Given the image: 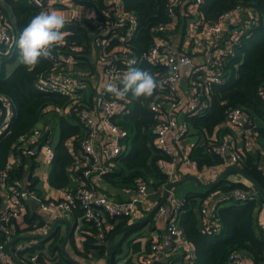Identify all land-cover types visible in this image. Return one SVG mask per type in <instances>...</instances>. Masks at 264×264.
<instances>
[{
	"label": "trees",
	"instance_id": "16d2710c",
	"mask_svg": "<svg viewBox=\"0 0 264 264\" xmlns=\"http://www.w3.org/2000/svg\"><path fill=\"white\" fill-rule=\"evenodd\" d=\"M74 1L101 6L103 4V0ZM169 2L170 0H124V7L137 15V26L128 37L125 30L127 26L121 27V35L113 39L108 46V49L117 53H125L127 48H131L137 56L134 67L149 71L159 84L151 97L136 98L133 92L129 91L121 98L123 105L114 118L129 132L128 147L111 159L110 169L103 174L105 182L112 186L136 187L140 180H146L152 188L158 190L171 183L168 173L161 166L165 161L171 160L173 155L162 150L157 144L154 127L159 118L150 105L160 96L167 99L179 97L162 81L170 74V66L164 62L150 61L144 56L150 52L158 38L170 42V35L179 27H186L187 17L183 19L181 5L176 8L177 18L173 19L168 13ZM243 6L257 11L258 19L242 32L231 50L224 54V81L212 83L208 93L199 86L198 92L203 100H207V104L198 112L182 115L189 124L184 136L196 137L188 158L196 162L199 169L224 164V159L215 153L213 145L222 140L225 129L220 126L224 123L229 108L242 107L249 112L257 123L255 130L264 135V0H203L199 3V11L202 23L207 24L219 20L226 11ZM0 10L4 24L6 23L15 35L11 44L0 41V92L9 98L13 108V114L4 129L3 117L0 116V175L6 172V185L25 184L39 197L42 196L41 178L35 172L39 161L33 149L37 145L35 144L32 152L28 154L19 149L21 138L42 122L43 135L38 143L52 139L54 148L53 158L49 162V185L74 193L84 186L101 189L91 177L83 175L84 157L80 153L82 139L87 132L85 125L76 117L64 116L56 109L57 105L66 102L67 96L37 87L40 77L53 72L54 62L50 58H41L37 65L29 67L19 60L20 34L39 13L38 7L30 0H0ZM161 23L167 24V31L156 33L154 28ZM64 28L67 31L66 38L79 46L75 52L78 59V72L75 74L80 75L79 78L86 83L84 96L87 99V95L92 96L97 90L96 83L90 76H99L101 73V69L93 63L96 58L93 25H82L77 21L65 24ZM122 37H126L123 42ZM8 47L10 48L7 49ZM164 50L166 49H161V52L164 53ZM15 61L18 63L11 70L10 66ZM116 62L125 65L124 58L117 59ZM258 119L262 120V124ZM57 130L59 138L53 141ZM11 157L15 158L13 162ZM240 166L264 187V171L250 152L241 153ZM251 184L255 186L252 182ZM250 187L242 181L231 180L226 175L203 192L188 191L185 194L179 217L183 233L194 248L192 264H229V256L233 252L245 253L255 264H264V235L256 226L257 206L264 201L262 195L260 198L231 199L217 203L214 209L220 223L219 229L212 227L206 231L198 225V213L201 207L206 205L207 195ZM2 189L0 185V210L4 205ZM196 207L199 208L198 212ZM35 214L29 211L25 215L26 220L32 221L37 217ZM69 214L75 221L69 235L67 231L62 232L61 227H57L48 235H42L25 250L17 251L16 243L23 239L20 237L12 246L18 262L24 260L28 264H98L97 260L102 259L104 264H107L111 232L135 221L128 215L109 216L107 222L110 226L103 225V237L99 239L100 227L90 219H80L83 209L78 198L75 199L73 210ZM153 216L114 236L112 264H120L122 259V264H136L132 255L135 252H138L140 261L144 251H129L128 248L139 247L141 241L136 239L146 237L145 251L150 249L151 239L144 232L153 229ZM44 224L45 218L40 216L38 225ZM76 230L84 236L81 246L76 243ZM17 231L20 230L17 228ZM11 235L13 237V233ZM8 236L9 234L0 228V243L6 242ZM67 236L66 250L72 258L67 256L62 248ZM125 244L129 245L126 251ZM175 255H168L167 264H189L185 261V251L181 252V256Z\"/></svg>",
	"mask_w": 264,
	"mask_h": 264
},
{
	"label": "built area",
	"instance_id": "2783aa9c",
	"mask_svg": "<svg viewBox=\"0 0 264 264\" xmlns=\"http://www.w3.org/2000/svg\"><path fill=\"white\" fill-rule=\"evenodd\" d=\"M35 6L41 10L55 11L59 15L63 13V8L58 7L60 3L66 0H30ZM73 2H76L72 0ZM184 0H170L168 13L173 18H177V6L181 5ZM199 6L203 0H194ZM80 5H85L82 2H76ZM111 11L110 15L105 18L98 17L93 22L92 34L93 44L96 47V58L93 63L101 69L98 76H90L94 79L97 90L92 95L84 96L86 83L79 78L76 63L78 59L75 52L79 46L70 42L66 36L62 45L52 49L51 60L54 62V70L51 74L45 77H40L37 81V87L44 90H52L63 93L67 96L65 103L57 105V111L67 117H76L82 122L86 129V135L82 139V151L80 155L83 158V175L91 177L101 189L84 186L77 193L68 189H59L57 194L52 197L42 200L35 192H32L25 184H10L6 185V172L0 175V185L3 188L6 205L0 210V228L9 234L6 242L0 243V264H6L10 254L6 249V243L11 240V232L13 222L23 219L25 211V203L34 198L40 202L42 209L51 215H59L61 213H70L73 210L75 199L80 200V205L83 209V214L80 219H90L100 227L99 239L103 237V225L107 226V217L128 215L131 219L138 216L139 205H145L149 197L154 192L146 180H140L136 187H125L124 198H117L109 195L102 189L103 174L110 169L111 159L123 153L128 147L129 132L124 127L120 126L114 115L120 112L123 105L121 98L115 97L106 90L108 83L116 84L119 90L123 89V84L120 83V78L127 71L128 67H134L137 62V56L131 48H127V52L117 53L113 49H108L110 42L121 35L120 29L126 27L127 37L136 28L138 23L137 15L127 10L124 7V0H110ZM239 8L226 11L222 17L214 22L204 24L200 29V34L195 37V47L197 51L203 52L204 61L196 62L191 54V51L182 50L175 51L172 46V41L166 42L158 38L151 48L149 53L144 54L150 61L164 62L169 65L171 72L162 79L163 83L170 87L171 92L175 93L179 98L167 99L162 96L151 102V109L157 114L159 121L154 127L157 134V144L165 152L173 155L169 161L162 164V169L168 173L169 181L174 178L175 169L179 163L175 150L171 147L168 137L171 134L175 142H180L184 138V134L189 129V124L183 119H179L180 114L188 112H198L206 104L207 100H203L198 89L199 86L206 93L209 92L212 83H220L225 79L223 69V56L228 53L238 37H224L225 26L229 18ZM69 14L68 22H77L79 19L80 10L71 8L70 4L67 7ZM84 12H82L83 14ZM103 14V12H102ZM67 24V23H66ZM173 28V26H170ZM155 32H166L167 24L161 23L154 28ZM66 35V30H61ZM243 32V31H242ZM224 39V46L221 52H213L209 50L216 39ZM122 41L126 37H122ZM15 40V35L3 21V14L0 10V41L11 44ZM12 46V45H11ZM8 47L7 49H9ZM161 49L165 52H161ZM124 58L125 65H119L116 60ZM134 61V63H132ZM185 69L186 73L182 70ZM186 74V75H185ZM183 76L188 77V83L192 89L190 99L184 98L179 90V82ZM202 90V89H201ZM13 114L12 103L9 98L0 92V116L3 117L2 128L7 126ZM225 122L232 126H237L244 131V140L242 149L230 141V139H222L213 145V150L221 158L224 159V165L240 166L241 153L250 150L255 145L257 131L255 126L257 123L249 112H246L242 107H231L227 110ZM42 125L39 123L29 133L21 138L19 149L26 154L32 152V147L37 145L33 150L43 152L44 160L50 162L53 158L54 148L52 139H47L39 144V138L42 134ZM249 126V127H248ZM15 160L11 157V162ZM196 164V162L189 160ZM256 186L249 189L237 188L229 192H222V200H245L260 198L261 193ZM166 191L167 186L162 187ZM183 198H177L175 195L168 196L166 201L162 203L156 210L159 217H167L166 233L162 237L153 238L150 244V249L143 252L140 256V264H154L162 255H174L179 253V247L184 245L188 249L186 251L185 261L189 264L193 263L194 251H191V242H189L180 224V212ZM264 205V201L261 202ZM201 219L203 220L202 229L209 231L212 227L219 229L218 216L214 208H210L208 204L200 209ZM79 219V220H80ZM106 223V224H105ZM84 238L83 235H81ZM33 244V241H23L16 245V250H25ZM264 255V249H263ZM34 259V258H33ZM247 255L241 252H233L229 256V264H246Z\"/></svg>",
	"mask_w": 264,
	"mask_h": 264
},
{
	"label": "crops",
	"instance_id": "0c3cea01",
	"mask_svg": "<svg viewBox=\"0 0 264 264\" xmlns=\"http://www.w3.org/2000/svg\"><path fill=\"white\" fill-rule=\"evenodd\" d=\"M109 2L110 0H103V4L101 6L99 4L80 5L76 2H73L72 0H66L57 6L63 8V13H61L60 15H62L65 18L66 23H69L68 21H69L70 13H68L67 7H68V4H70L72 9L77 8L80 10V13L78 16L79 17L78 22H80L82 25H89V24L93 25V22L96 18L98 17L105 18L106 15L108 16L110 15L108 11L110 12L112 11H111V5ZM82 12L84 13L82 14ZM101 12H103V14H101ZM105 12H107L106 15H105ZM180 12H181L183 19L185 18V16L187 17L186 23H185L186 30L184 28L179 27L174 34L170 35L172 46L174 50L177 52L185 50V49L188 51H191V54L194 60L198 63L202 62L204 61L205 55L203 54V52L197 51L195 44H194L195 37L200 34V29L204 25L202 23V19L200 16L199 6L195 3L194 0H184L183 3L181 4ZM257 19H258L257 11H255L254 9L250 7H245V6L239 7V9L234 13V15H232L227 21L226 26H225V31H224V34H225L224 37H230V36L238 37V35L240 36L242 34V31L249 28L253 24V22L256 21ZM223 46H224V39L223 38L216 39V41L212 45H210L209 50H212L215 53L221 52L223 50ZM182 71L186 73L185 69H183ZM179 90L183 94L184 98L190 99L191 93L193 92L188 83L187 76H183L181 78L179 82ZM258 122L262 124V120L258 119ZM220 128L225 129V132L222 134V139L228 138L230 139V141H232L237 146V148L242 149L243 140H244L243 129L237 126L229 125L225 121L220 126ZM195 138L196 137L193 135H187L186 137L184 136V138L180 142H175L172 135L171 134L169 135L168 141L171 147H173V149L175 150V155H177L178 160H179V163L174 171L175 174H174V178L172 181L181 179L188 175H195L202 182H210L216 179L218 175L227 167V165L220 164L216 166H205L199 169L195 163L189 161L190 159L188 158V153L190 151V148L195 142ZM247 151L250 152L254 156L255 160L258 162L259 166L264 171V135L257 133L254 147ZM36 154H37V159L39 161V165L37 166L35 172L41 178V182H42L41 187H42L43 193H42L41 199L46 200L52 197L53 195H56L57 190L54 187L50 186L48 183L49 162L44 160V155L42 151L37 150ZM228 178L234 181H242L245 184L250 185L251 187L253 186L251 184V181L248 178H246L245 176L237 172L229 173ZM188 180H193L197 184V186H192V189H189L188 191H198V192L204 191L205 188L201 187L199 183H197V181H195L194 179H188ZM186 181L187 180H185L184 182ZM102 189L109 195L117 197V198H124L127 196L124 188L112 186L111 184L106 183L105 179L102 181ZM164 193L165 191H163V189H158V190L155 189L152 195L149 197L148 202L145 205H139L138 212H137L138 216L135 217L134 219L137 220V219L144 217L161 200ZM172 195H175L177 198H183L185 196V195L182 197L177 196L176 193L174 192V188L171 191L170 196ZM205 199H206V204H208L210 208H215L217 203L223 202L222 193H218L215 195L213 194L207 195ZM5 205L6 203H5V195H4V205L3 206ZM195 209L197 212L199 211L198 207H196ZM29 211L36 213L35 215L37 216L30 222L26 220L25 218L26 213H29ZM40 216H43L45 218V224L43 226L38 225ZM71 216L72 215L69 213H61L59 215L57 214L53 216L42 209V206L39 201H37L34 198H31L25 203V211H24L23 219L15 220L13 224V229L11 232V234L13 233V237L11 235L10 239L12 240L15 237H19V239L21 237L22 239L23 236H28V237L31 236L30 238H23L22 240L18 241L16 245L18 243H21L23 241H28V240L33 241L35 243L38 241V239L42 235L45 236L47 234V232L52 227L54 221L58 218L69 219L73 226L75 221L72 219ZM167 220H168L167 217L165 216L159 217L155 212L153 216V223H152L153 229L151 230L147 229L145 230L144 233L147 234V237H150L151 241L154 237L158 238V237L164 236L166 233ZM198 225L202 229L203 220L201 219L200 211L198 213ZM109 226L110 225L108 223L107 227ZM256 226H257L258 231H260V233L264 235V205H261V204L257 206ZM57 227H61L62 232H65L68 230V224L66 222H59L57 226L55 227V229ZM17 228L20 230L19 232L17 231ZM75 236H76L77 245L81 246L83 244L84 238L81 237V235L78 233L77 230L75 231ZM136 240L141 241L140 246L137 248H134L133 246L129 247V245L125 244V251L127 250V247H129L128 248L129 251L139 250V251L147 252L145 251V243H146L145 240H147V238L140 237ZM177 251H180V253L178 255L174 254L175 257L179 255L181 256V252L183 251L186 252L188 251V249L184 247V245H182L181 247L178 248ZM191 251L192 253L194 251L193 245H191ZM137 254L138 252H135V254L133 253L132 255H133V258L135 259L136 264H140L139 255ZM10 256L6 264H16L15 259L14 258L12 259ZM23 261L24 260H22V262ZM97 262L98 264H104V260L102 259L97 260ZM123 262L120 261V264H122ZM157 262L158 264H167L168 255L166 254L162 255L161 257L157 259ZM19 264H21V262H19ZM246 264H255V263L249 256H247Z\"/></svg>",
	"mask_w": 264,
	"mask_h": 264
},
{
	"label": "clouds",
	"instance_id": "9594fccd",
	"mask_svg": "<svg viewBox=\"0 0 264 264\" xmlns=\"http://www.w3.org/2000/svg\"><path fill=\"white\" fill-rule=\"evenodd\" d=\"M39 4V0H36ZM66 21L55 11L41 10L22 30L19 41V60L21 63L33 67L41 58L49 59L52 49L63 44L65 34L61 30ZM134 63V61L132 62ZM123 89L119 90L114 83H108L106 90L117 98H123L129 91L136 98L151 97L159 87L158 81L147 70L129 66L120 78Z\"/></svg>",
	"mask_w": 264,
	"mask_h": 264
},
{
	"label": "water",
	"instance_id": "95a60500",
	"mask_svg": "<svg viewBox=\"0 0 264 264\" xmlns=\"http://www.w3.org/2000/svg\"><path fill=\"white\" fill-rule=\"evenodd\" d=\"M249 127V126H248ZM231 172H237L240 173L241 175L245 176L246 178H248L259 190V192L261 193V195L264 197V187L259 183V181L254 178L251 174H249L243 167L238 166V165H228L219 175L216 179H214L213 181L210 182H202L197 176L195 175H188L186 177H183L181 179L172 181L168 186L167 189L163 195V197L161 198V200L142 218L137 219L119 229H116L114 231L111 232L110 236H109V240H108V244H109V259H108V263L107 264H112V260H113V238L116 234L123 232L124 230H126L127 228H129L130 226L136 224V223H140L143 221L148 220L152 215H154V213L156 212L157 208L166 201V199L168 198V196L171 194V191L173 190V188H175L177 185H179L180 183L184 182L185 180L188 179H194L195 181H197V183H199V185L203 188H209L211 187L213 184L219 182L222 178H224V176L228 175ZM59 222H66L68 224V230H67V235H69V233L71 232L72 229V223L69 219H65V218H58L54 221L52 227L50 228V230L47 232L46 235H48L51 231H53L55 229V227L57 226V224ZM44 236V235H43ZM31 236H23V238H30ZM19 240V237H15L12 240L8 241L6 244V249L8 251V253L15 259L16 264H19L16 255L13 250H12V246L14 243H16ZM28 240V239H27ZM68 242V236L65 238L62 248L64 250V252L66 253L67 256L71 257V254L66 250V244ZM16 249V248H15Z\"/></svg>",
	"mask_w": 264,
	"mask_h": 264
},
{
	"label": "rangeland",
	"instance_id": "374dc122",
	"mask_svg": "<svg viewBox=\"0 0 264 264\" xmlns=\"http://www.w3.org/2000/svg\"><path fill=\"white\" fill-rule=\"evenodd\" d=\"M18 63V61H15L11 66H10V69L12 70L15 65ZM182 115L183 114H180L179 116V119H182ZM59 138V133H58V130L55 132L54 136H53V141H57ZM192 186H197V184L193 181V180H187L186 182L184 183H181L179 185H177L175 188H174V192L176 193L177 196L179 197H182L186 194V192L189 190V189H192ZM123 262V260H121ZM21 264H28L26 262H21Z\"/></svg>",
	"mask_w": 264,
	"mask_h": 264
}]
</instances>
